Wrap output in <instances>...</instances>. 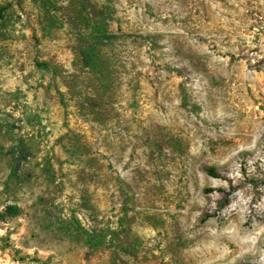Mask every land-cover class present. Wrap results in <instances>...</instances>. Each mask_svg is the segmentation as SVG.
<instances>
[{"label": "rangeland", "instance_id": "obj_1", "mask_svg": "<svg viewBox=\"0 0 264 264\" xmlns=\"http://www.w3.org/2000/svg\"><path fill=\"white\" fill-rule=\"evenodd\" d=\"M1 6L0 264H264V0Z\"/></svg>", "mask_w": 264, "mask_h": 264}, {"label": "trees", "instance_id": "obj_2", "mask_svg": "<svg viewBox=\"0 0 264 264\" xmlns=\"http://www.w3.org/2000/svg\"><path fill=\"white\" fill-rule=\"evenodd\" d=\"M3 10H4V7H0V19H1V17H2V14H3ZM209 173H211V175H215V176H217L218 174L214 171V168L213 167H211V168H209Z\"/></svg>", "mask_w": 264, "mask_h": 264}]
</instances>
